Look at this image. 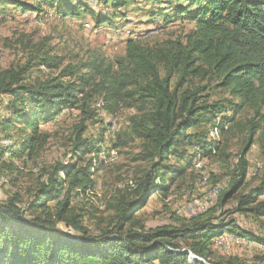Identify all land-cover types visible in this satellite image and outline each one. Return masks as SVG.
Here are the masks:
<instances>
[{
	"label": "trees",
	"instance_id": "trees-1",
	"mask_svg": "<svg viewBox=\"0 0 264 264\" xmlns=\"http://www.w3.org/2000/svg\"><path fill=\"white\" fill-rule=\"evenodd\" d=\"M21 1L0 0V6L31 11L46 7L64 17L76 14L79 2L40 0L39 5H30ZM99 1L115 9L128 3ZM144 1L166 3L161 6L166 23L182 17L193 22L192 28L182 38L154 45L128 38L124 54L104 63L93 59L62 66L61 56L50 47L33 45L35 54L28 63L58 71L44 79L26 78L25 65L0 69V97H10L1 130L17 126L30 130L19 147L9 146L11 155L31 158L48 137L39 131V123L50 121L60 109L75 108L82 114L71 139L76 160L57 162L25 203L19 193L0 202V264H244L231 256L214 260L213 239L237 233L264 246V234L240 227L234 216L254 222L264 217V174L247 186L246 158L251 144L260 137L264 140V0ZM96 20L108 19L96 16ZM220 91L229 98L210 100ZM94 94L110 113L120 107L134 110L128 130L117 134L112 147L124 148L128 139H137L136 159L149 163L150 170L131 184L130 198L118 196L109 223L90 234L82 222L84 214L74 212L70 199L93 186L94 164L84 156L99 148L86 142L83 134L85 121L93 117L85 99ZM244 110L253 115L242 121L238 114ZM236 130L243 134L237 162L215 206L190 219L177 217L176 224L146 228L138 217L140 210L154 193L165 198L169 185L183 176L184 163L191 162L188 158L193 155L186 157V150L179 149L198 146L204 155L227 158L224 141ZM210 131L218 138L210 139ZM171 157L174 164L166 161ZM228 200L235 205L224 208ZM190 253L205 263L190 260ZM260 259L264 264V256Z\"/></svg>",
	"mask_w": 264,
	"mask_h": 264
},
{
	"label": "rangeland",
	"instance_id": "rangeland-1",
	"mask_svg": "<svg viewBox=\"0 0 264 264\" xmlns=\"http://www.w3.org/2000/svg\"><path fill=\"white\" fill-rule=\"evenodd\" d=\"M21 2L40 4V0ZM77 5L76 14L64 17L46 7H42V11H31L0 6V69L25 65L28 70L26 78L44 79L56 75L58 71L28 63L35 54L32 49L36 45L50 47L52 53L61 56L62 66L93 59L102 60L104 63L124 54L125 41L128 38L138 39L145 45H154L168 38H182L193 26L192 21L182 17H174L166 23L164 11L161 10V6H167L166 3L157 6L144 0H128L126 5L115 9L109 5L103 6L99 0H79ZM96 16L100 20L104 17L108 20L97 23ZM222 97L229 98V94L220 91L216 96H211L210 100ZM9 98L0 97V121L8 116L6 104ZM85 100L88 109L93 111V117L85 121L83 138L99 150L84 156L86 159L91 157L94 164L93 186L72 194L70 205L76 214H84L82 222L88 226L89 233L97 234L100 228L109 223L114 212L112 205L118 196H126L131 184L145 175L150 170V165L136 159L140 152V142L137 139H128L124 148L112 147L117 134L128 130V117L134 110L120 107L115 113H110L95 94ZM252 115L251 111L244 110L238 114V119L245 121ZM81 118L79 109H60L50 121L40 122L39 131L48 134V137L31 158L26 155L16 157L8 149L9 146L19 147L30 134V130H21L17 126L2 131L0 126V202H5L13 194L19 193L25 203L28 193L33 191L57 162L76 160L71 153V139L76 126L82 122ZM219 119L217 117L216 121ZM242 137L243 134L236 130L224 141L228 149L227 158H219L213 153L204 155L198 146L179 149L180 152L186 150V157L193 155L188 158L191 162L184 163L186 169L183 176L169 185L165 198L154 193L140 210L138 217L144 219L146 228L176 224L177 217L190 219L215 206L219 194L206 207L204 200L214 187L217 186L221 191L227 186L228 173L237 162ZM209 138L217 139L218 133L211 134L210 131ZM193 152L197 153L194 155ZM246 158L247 181L250 180L247 186H252L257 182L256 178L264 174L262 137L251 144ZM166 161L170 164L175 162L173 157ZM234 205L233 200H228L224 208ZM234 216L240 227L257 235L264 234V217L260 222H254L240 214ZM58 227L67 230L62 223ZM211 249L214 260L231 256L242 260L244 264H261L260 258L264 256V246L237 233L226 232L214 238ZM189 258L200 259L205 263L202 258L192 253Z\"/></svg>",
	"mask_w": 264,
	"mask_h": 264
},
{
	"label": "built area",
	"instance_id": "built-area-1",
	"mask_svg": "<svg viewBox=\"0 0 264 264\" xmlns=\"http://www.w3.org/2000/svg\"><path fill=\"white\" fill-rule=\"evenodd\" d=\"M219 188L216 186L214 187V189L212 190V193H209L208 196H206L205 200H204V207H206L207 205H209L210 203L214 202V196L216 195V193L218 192ZM207 195V194H206Z\"/></svg>",
	"mask_w": 264,
	"mask_h": 264
},
{
	"label": "bare ground",
	"instance_id": "bare-ground-1",
	"mask_svg": "<svg viewBox=\"0 0 264 264\" xmlns=\"http://www.w3.org/2000/svg\"><path fill=\"white\" fill-rule=\"evenodd\" d=\"M92 178V177H91ZM220 190H218V192L216 193V195L214 196V198L219 194ZM191 258V257H190Z\"/></svg>",
	"mask_w": 264,
	"mask_h": 264
},
{
	"label": "water",
	"instance_id": "water-1",
	"mask_svg": "<svg viewBox=\"0 0 264 264\" xmlns=\"http://www.w3.org/2000/svg\"><path fill=\"white\" fill-rule=\"evenodd\" d=\"M196 259V258H195ZM198 260H200V259H198Z\"/></svg>",
	"mask_w": 264,
	"mask_h": 264
}]
</instances>
